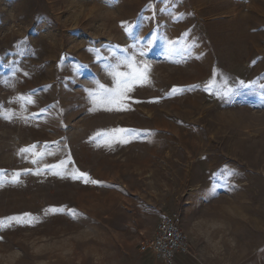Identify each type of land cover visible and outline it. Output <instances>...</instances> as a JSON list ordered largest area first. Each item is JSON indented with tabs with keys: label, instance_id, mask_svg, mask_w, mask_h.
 Listing matches in <instances>:
<instances>
[{
	"label": "rangeland",
	"instance_id": "obj_1",
	"mask_svg": "<svg viewBox=\"0 0 264 264\" xmlns=\"http://www.w3.org/2000/svg\"><path fill=\"white\" fill-rule=\"evenodd\" d=\"M122 21L133 35L158 37L144 57L152 83L137 88V99L163 96L173 85L203 86L214 70L230 82L264 83V0H0V111L19 113L16 97L33 90L35 104L23 114L46 109L40 121L0 118V169L32 168L18 149L58 141L60 152L47 162L68 154L76 167L119 186L51 175L5 183L0 217L67 206L88 219L49 216L5 230L0 264H157L140 244L174 212L199 264H254L264 246V108L255 107V94L227 105L197 90L128 113L90 112L93 82L111 85L97 51L108 56L109 45L135 43ZM167 39L187 49L185 61L163 58ZM77 64L87 68L76 73ZM118 125L156 135L114 152L90 139ZM225 165L236 170L235 190L204 203L209 174Z\"/></svg>",
	"mask_w": 264,
	"mask_h": 264
},
{
	"label": "snow or ice",
	"instance_id": "obj_2",
	"mask_svg": "<svg viewBox=\"0 0 264 264\" xmlns=\"http://www.w3.org/2000/svg\"><path fill=\"white\" fill-rule=\"evenodd\" d=\"M151 7V5H149ZM123 31L132 36L135 41L126 47L118 45H109L108 56H102L97 51V59L104 60V68L107 77L110 78L111 85L94 81V89H89L88 95L91 100L92 107L90 112L105 111L109 113H128L134 111V105L141 103L158 104L162 99L175 97L186 92H195L201 90L209 96L220 100L222 104L231 105L236 101L237 97L243 98L249 94H255L259 103L255 105L258 108H264V83L257 85L256 81L245 82L239 80L230 82L227 78L219 75L215 70L212 76L203 86L192 84L188 86L173 85L167 92L160 97H153L148 101L137 99L133 93L137 88L148 86L152 83L150 71L152 65L144 59L146 54L154 47L158 37L155 33L150 38L141 37L138 34L133 35L134 26L128 22H121ZM183 35H187L186 33ZM164 39V38H159ZM163 58L165 60L181 63L187 59V49L178 40H165L163 44ZM63 59V57H62ZM255 63V61H253ZM87 68V65L77 64L73 71L79 73L81 69ZM14 72H19V68H14ZM25 76L28 73H24ZM259 91H256V88ZM247 90V91H244ZM35 90L32 94H22L16 97V102L20 112H14L12 109L0 111V118L12 120L16 117L25 123L30 120L40 121L44 118L46 109L41 108L37 112H31L28 115L23 113L28 111L27 106L35 104L33 100ZM182 123V121H178ZM156 132L150 129H140L135 127L114 126L99 129L90 139L98 148L108 151H115L117 148L128 146L135 142L151 143V138ZM58 141L45 142L43 145L36 143L21 147L16 155L22 160L31 163L34 167L22 168L6 174L4 169H0V187L5 183L16 185L21 182L23 175L34 176H55L61 179H68L79 183L85 187L118 189L116 184L107 183L101 179L94 178L89 172L81 170L74 165L70 155L65 154L62 158L55 162H47L48 157H56L60 152L57 146ZM235 169H230L226 165L213 171L208 176V185L200 193V198L204 203H210L218 195L228 193L235 190V185L231 183V179L236 175ZM122 191V190H121ZM127 195V193H124ZM150 211H154L151 209ZM66 216L74 222L87 220L88 217L78 212L75 208L67 206H49L41 210V214H33L31 212H22L6 217H0V233L14 227H35L42 222V219L49 216ZM4 241L3 235H0V242Z\"/></svg>",
	"mask_w": 264,
	"mask_h": 264
},
{
	"label": "built area",
	"instance_id": "obj_3",
	"mask_svg": "<svg viewBox=\"0 0 264 264\" xmlns=\"http://www.w3.org/2000/svg\"><path fill=\"white\" fill-rule=\"evenodd\" d=\"M140 251H149L162 264H175L176 255H189L191 248L188 235L178 223L177 214L161 218L155 225L153 237L142 241Z\"/></svg>",
	"mask_w": 264,
	"mask_h": 264
},
{
	"label": "crops",
	"instance_id": "obj_4",
	"mask_svg": "<svg viewBox=\"0 0 264 264\" xmlns=\"http://www.w3.org/2000/svg\"><path fill=\"white\" fill-rule=\"evenodd\" d=\"M262 248H263V251L256 258V261L254 262V264H264V246ZM199 261L200 260L197 257H194L193 255H191V253L189 255L177 254L175 264H199L198 263ZM156 263L162 264L160 261H157V260H156ZM248 264H253V262L248 263Z\"/></svg>",
	"mask_w": 264,
	"mask_h": 264
}]
</instances>
